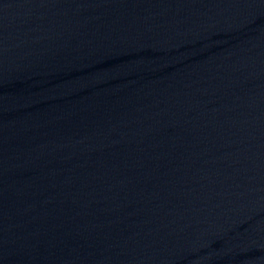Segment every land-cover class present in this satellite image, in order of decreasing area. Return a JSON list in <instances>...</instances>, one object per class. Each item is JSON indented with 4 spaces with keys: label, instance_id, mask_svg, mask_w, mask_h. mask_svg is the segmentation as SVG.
I'll return each instance as SVG.
<instances>
[{
    "label": "water",
    "instance_id": "water-1",
    "mask_svg": "<svg viewBox=\"0 0 264 264\" xmlns=\"http://www.w3.org/2000/svg\"><path fill=\"white\" fill-rule=\"evenodd\" d=\"M0 264H264V0H0Z\"/></svg>",
    "mask_w": 264,
    "mask_h": 264
}]
</instances>
